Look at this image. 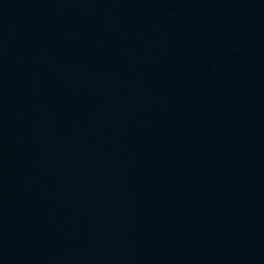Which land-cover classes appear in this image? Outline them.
<instances>
[{
    "label": "water",
    "instance_id": "95a60500",
    "mask_svg": "<svg viewBox=\"0 0 264 264\" xmlns=\"http://www.w3.org/2000/svg\"><path fill=\"white\" fill-rule=\"evenodd\" d=\"M0 264H264V0H0Z\"/></svg>",
    "mask_w": 264,
    "mask_h": 264
}]
</instances>
